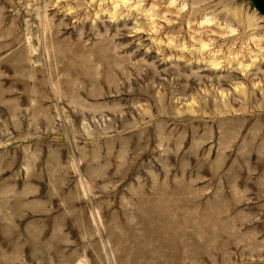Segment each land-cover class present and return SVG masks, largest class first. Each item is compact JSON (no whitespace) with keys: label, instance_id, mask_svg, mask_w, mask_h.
Masks as SVG:
<instances>
[{"label":"rangeland","instance_id":"rangeland-1","mask_svg":"<svg viewBox=\"0 0 264 264\" xmlns=\"http://www.w3.org/2000/svg\"><path fill=\"white\" fill-rule=\"evenodd\" d=\"M0 264H264L252 0H0Z\"/></svg>","mask_w":264,"mask_h":264},{"label":"water","instance_id":"water-1","mask_svg":"<svg viewBox=\"0 0 264 264\" xmlns=\"http://www.w3.org/2000/svg\"><path fill=\"white\" fill-rule=\"evenodd\" d=\"M256 9L261 13L264 14V0H252Z\"/></svg>","mask_w":264,"mask_h":264}]
</instances>
